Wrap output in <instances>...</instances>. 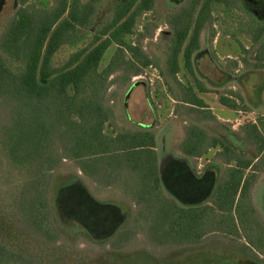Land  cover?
Here are the masks:
<instances>
[{
  "label": "rangeland",
  "instance_id": "rangeland-1",
  "mask_svg": "<svg viewBox=\"0 0 264 264\" xmlns=\"http://www.w3.org/2000/svg\"><path fill=\"white\" fill-rule=\"evenodd\" d=\"M19 1L0 0V38L15 16ZM36 1L44 7L56 3V0ZM187 2L188 0H160L154 10L142 12L138 16L133 33L127 36V40L140 42L143 51L152 60L160 62L162 69L157 68L156 64L141 67V71L135 75L136 67L130 63L121 62L122 67H114L117 70L109 77L104 97L105 106L111 112L104 132L112 135L119 131L144 129L156 134L159 128L166 127L162 133L158 132L157 140V152L166 163L171 158L168 155L181 152L179 147L181 148L183 140L182 127L186 134L188 126L196 121L210 136L229 137L237 146L238 152L253 161V167L244 169L246 192H239L232 211L205 209L206 205H213L214 189L226 180L229 169L235 166L226 164L218 156V147L210 148L200 159H193V163L197 162L201 166L197 169L200 172L192 167L197 176L201 177L208 172V176L213 178V183L208 179L209 187L202 194H191L187 184L191 187L192 179L186 170L176 169V175L173 174V168L176 167L171 163L165 166L166 181L162 179L159 189L147 191V181L152 184L151 180L132 171L123 161L118 168H107L100 172L94 170L92 174H88L80 168V162L73 158L63 159L55 170L29 189L28 171L31 174L34 172L39 166L40 154L44 153V144L40 146L41 143L38 142L39 137L41 142L44 139L40 119L45 113L40 116L29 113L18 115L13 99L0 96V206L10 210L11 214L14 213L29 240L37 237V240L28 241L31 245L28 258H41L42 251L64 243L65 230L58 220L59 215L56 216L54 193L59 178L76 176L86 184L97 201L119 203L127 212L124 224L123 215L113 212L112 208H96L104 211L105 218L94 211L89 216L86 213L91 209V205H88L90 201L82 193L84 191L76 187L66 189L64 201H58V212L62 216L84 219L91 223L94 234L104 240L93 241L77 229L75 247L98 258L101 256L105 261L102 260V264L115 261L116 264H172L174 259L175 262L182 263L185 260L182 255L186 250L185 246L191 249L198 245L202 246V250L195 260L201 264H205L206 259L223 264L231 259L230 250L238 253V257L230 261L232 264H249L252 262L250 259L264 264V152L259 153L256 144L245 140L243 133L252 122L259 124L264 132V36L256 42L262 25H253L252 30L249 24L251 6L262 10L257 16L258 20L264 21V2L230 0L228 5L214 6L213 23L207 24L202 31L201 48L195 54L196 61L203 68L200 76L206 83L219 82L221 78L224 80L220 89L212 82V87L208 88L211 91L206 96L218 99L224 95L235 100L238 105L237 108L227 109L228 112L222 114L221 119L215 120L205 117L203 113L211 110L190 111L187 109L189 107L181 103L178 80L186 84L192 78L184 69L182 58L181 71L176 79L171 76L166 62V44L172 36L166 16L178 11ZM141 34H144L143 38ZM75 49L76 47L71 46L63 47L55 56V65H61ZM117 51L116 44L107 49L101 69L108 67ZM125 59H130L128 52L125 53ZM212 61L217 64L215 70L208 69L207 64ZM177 111L181 115L175 118ZM42 122L45 123V120ZM204 123L210 127L209 130ZM13 137L19 139L22 145H17L11 151ZM53 145L60 150L57 142H53ZM15 152L19 158L14 155ZM23 155L25 159L22 158ZM103 158L98 157V163L94 164L102 167L107 162ZM178 175L180 177L176 182L175 177ZM48 178L51 179L49 188L46 186ZM25 190H31L33 208L27 206L24 200ZM179 210H196L194 213L198 217L194 223L189 222V213ZM97 217L99 220L95 221L94 218ZM217 250L223 253L227 251L230 257L225 259ZM170 251L175 255L169 261L167 252ZM247 258L249 263L245 261ZM191 259L193 258L190 257Z\"/></svg>",
  "mask_w": 264,
  "mask_h": 264
},
{
  "label": "trees",
  "instance_id": "trees-1",
  "mask_svg": "<svg viewBox=\"0 0 264 264\" xmlns=\"http://www.w3.org/2000/svg\"><path fill=\"white\" fill-rule=\"evenodd\" d=\"M19 3L15 16L0 38V96L13 99L18 115L29 113L40 116L41 113H45L40 119L44 139L41 142L39 137L40 142H38L41 143L40 146L44 144V153L40 154L39 166L34 172L31 174V171H28L29 189L34 188L38 180H42L44 176L55 170L63 159L73 158L80 162V168L88 174H92L94 170L100 172L107 168H118L123 161L132 171L139 173L144 179L151 180L152 184L147 181L149 186L145 185L147 191L160 188L162 179L166 181L165 166L171 163L176 167L173 168V174L176 169L186 170L189 178L192 179L191 187L187 184L191 194L196 192L202 194L203 190L206 191L209 187L208 179L213 183V178L208 176V172L199 177L185 161L176 159H169L160 169L154 131L144 129L119 131L112 135L104 132V126L111 116L110 110L105 106L104 97L109 86V77L117 70L114 67H122L121 62L130 63L136 67L134 73L137 75L141 67L153 64V60L143 51L141 43L130 42L127 36L133 33L138 16L151 9L155 0H56L55 5L50 7L41 6L36 0H20ZM182 16L181 14L176 16L175 37L173 45L169 47V72L175 79L180 71L179 56L192 23L190 14L184 16L187 18ZM202 25L203 22L199 17L194 35L183 55L185 68L192 76L194 69L191 57L192 52L199 46L198 34ZM143 36L144 34H141L142 38ZM112 44L118 46V51L108 67L101 69L104 54ZM65 46L76 49L61 65H55V56ZM126 52L130 54L128 60L125 59ZM162 75H165L164 71ZM178 83L181 102L189 107L187 109L190 111L198 109L195 110L198 112L208 109V105L198 95V91L207 92L211 91L210 89L199 80L195 86L190 83L182 84L179 80ZM220 101L227 106L238 107L237 102L227 96L222 95ZM203 113L205 117L215 119L210 111ZM42 120H45V123ZM245 130L244 138L255 143L259 153H263L264 132L260 125L252 122ZM53 142L60 145V150L54 147ZM17 145L22 143L13 137L11 151H14ZM213 147L220 149L218 156L225 163L235 166L229 169L226 180L214 189L213 205H206L205 209L229 212L235 207L239 192L241 191V194L246 192L244 187L247 180L244 169L253 167V161L240 154L224 139L208 135L196 121L188 126L186 137L181 144L183 153L201 157ZM14 155L17 156L16 152ZM102 156L107 161L104 164L108 167L103 163L102 167L94 164V162L98 163V157ZM22 158L25 159V156ZM179 177L180 175L175 177L176 182ZM50 180L48 178L46 182L48 188ZM74 187L82 189L84 191L82 193L86 194L90 201L88 205H91V209L86 213L87 215L90 216L94 211L105 218L104 211L101 209L98 211L99 209L96 208H112L113 212L123 215L122 224L126 222L127 212L121 204L97 201L86 184L76 176L59 178L54 200L56 216L59 215L58 220L65 230L64 243L42 251L41 258L36 260H33L32 256L28 258L31 246L28 241L37 240V237L34 236L29 240L14 213L11 214L10 210L0 206V264H102L101 256L98 258L90 252L75 247L77 229L83 231L93 241H104L94 234L91 223L84 219H68L58 212L64 191ZM30 194L31 190H25L24 200L27 206L33 208ZM179 211L188 212V221L192 223L198 217L197 213H194L196 210ZM166 214L168 216V213ZM94 220L98 221L99 218ZM42 242L45 244L44 241ZM217 252L223 254L225 259L230 257L227 251L223 253L217 250ZM229 252L231 259L223 264H232L230 261L238 257L235 251ZM192 258L182 263H177L174 259L172 264H201L195 260L196 257ZM204 261H207L205 264H218L208 259ZM254 263L263 264L258 260H254ZM107 264H116V261Z\"/></svg>",
  "mask_w": 264,
  "mask_h": 264
},
{
  "label": "flooded vegetation",
  "instance_id": "flooded-vegetation-1",
  "mask_svg": "<svg viewBox=\"0 0 264 264\" xmlns=\"http://www.w3.org/2000/svg\"><path fill=\"white\" fill-rule=\"evenodd\" d=\"M229 1L230 0H188L187 4L182 6L178 11H175V12H171L170 14H168L166 16V22L167 24L169 25L170 29H171V39L170 41L166 44V56H167V66H168V69L170 70V65L168 64V59H169V55H170V49L169 47L173 45V41H174V23L176 22V16L177 15H183L182 17L183 18H187V17H184V16H188L189 14L191 15V28L189 30V34L184 42V45L182 47V50H181V53H180V56H179V67H180V71H181V66H180V59L182 58L183 59V55H184V51L188 45V43H190L193 35H194V31L196 30V27H197V21L199 20V17L201 18V21L203 22V25L202 27L199 29V34H198V42H199V46L198 48H196L193 52H192V57H191V62H192V65H193V69H194V75H190L188 72V75L192 78L191 81L187 82L186 84L190 83L192 85H196L197 83V80H199L204 86L206 85V81L205 79H202V77L200 76V73H202V70L203 68L200 67V64L198 61H196V58H195V54L197 53V51L200 50L201 48V34H202V31L203 29L206 27L207 24H211L213 23V7L214 6H217L219 4H224V5H228L229 4ZM160 0H155V3L154 5L152 6L151 9L147 10V11H152L154 10L157 5L159 4ZM260 2V0H255V3H258ZM261 2L263 3L264 0H261ZM251 6V4L249 5ZM239 8H242V6H239ZM249 24L251 25V29L253 30V25L255 27H261L260 29V32H259V37L257 38L256 42L259 41L260 38H262L264 36V21L263 20H258V16L260 14V12H262L261 9H255L253 8V6L249 7ZM145 12V11H144ZM206 17V18H205ZM209 55V54H208ZM212 60V58H211ZM184 62V60H183ZM156 64V67L159 68V69H162L161 68V65H160V62H156L155 60H153V64L150 65V66H153ZM208 69H216L217 67V64H215L214 61H212V63H208ZM184 69L187 71V69L185 68V65H184ZM179 71V72H180ZM179 72L177 73V75L179 74ZM223 75V74H222ZM172 76V75H171ZM165 78V76H163ZM173 77V76H172ZM174 78V77H173ZM166 79V78H165ZM222 80V78H221ZM220 80V81H221ZM180 82H182L180 79H179ZM182 84H184L182 82ZM206 87V86H205ZM200 91H198L199 93ZM209 92V91H207ZM202 93V92H200ZM222 96V95H221ZM220 96V97H221ZM203 99V98H202ZM204 100V99H203ZM220 100V98H219ZM221 102V101H220ZM182 103V102H181ZM222 103V102H221ZM223 104V103H222ZM225 105V104H223ZM227 106V105H225ZM229 108H233V107H230V106H227ZM208 109H209V106H208ZM210 110V109H209ZM212 113V112H211ZM176 115H174L175 118H178V116L180 115L178 113V111L175 113ZM214 116V115H213ZM215 117V116H214ZM215 119H217L215 117ZM215 119H211V120H215ZM222 139H224L226 142H228L233 148H235L237 151H239L237 149V146L233 143V141H231L230 138L228 137H224V136H218ZM245 139V138H244ZM247 140V139H245ZM220 150V149H219ZM218 150V151H219ZM197 158V157H196ZM227 164V163H226ZM245 261H247V263H249V259L247 258ZM252 264L254 263V261L252 260L251 262ZM249 263V264H251ZM255 264V263H254Z\"/></svg>",
  "mask_w": 264,
  "mask_h": 264
},
{
  "label": "crops",
  "instance_id": "crops-1",
  "mask_svg": "<svg viewBox=\"0 0 264 264\" xmlns=\"http://www.w3.org/2000/svg\"><path fill=\"white\" fill-rule=\"evenodd\" d=\"M212 82H214V81H212ZM211 82V83H212ZM211 83H206V87L207 88H211L212 86H211ZM214 84L215 85H217V88L218 89H220L221 88V85H223L224 84V80H221V81H219V82H214ZM209 94V92H202V93H198V95L201 97V98H203L204 99V101H205V103L207 104V105H209V109L211 110V112H212V114L215 116V117H217V119H221L222 118V114H226L228 111H227V109H229L230 110V108L229 107H227V106H225V105H223L221 102H220V100H219V98L218 99H214V98H211L210 96H206V95H208ZM238 112H241V111H238ZM178 113L181 115V113H180V111H178ZM185 122V121H184ZM203 125H205V127L209 130L210 129V127L207 125V124H203ZM163 127V126H162ZM159 128V131H161V133L165 130V128L166 127H164V128ZM159 131H157V140H158V132ZM186 134H185V128H183L182 127V137H183V140L181 141V143H180V145L182 144V142L184 141V139H185V136ZM229 138V137H228ZM156 150L158 151V148L156 147ZM179 150L181 151V152H179L178 154H175V155H168V158L169 157H171L170 159H176V160H182V161H185L188 165H189V167L191 168V169H193L192 167H195V170H197L198 168H200L201 166H200V164L199 163H197V162H194L193 163V159L195 158V159H197L196 157H193V156H189V155H186L185 153H183V151L181 150V148L179 147ZM157 153H159V152H157ZM167 158V159H168ZM199 158V157H198ZM200 159V158H199ZM159 164H160V169H162L163 168V166H164V161H162V157L160 156V153H159ZM193 164V165H192ZM196 166H197V168H196ZM194 170V171H195ZM202 170V169H201ZM198 172H200V170H197ZM186 248H184V249H186L185 250V252H183L182 253V255H183V257H185V260L187 259H189L190 258V256H192V257H197V255L201 252V250H202V246H200V245H198L196 248H191V249H193V250H190V247H188V246H185ZM197 250H198V252H197ZM182 251H184V250H182ZM237 253V252H236ZM166 254V253H165ZM175 254L173 253V251H170L169 253L167 252V257H169V258H173V256H174ZM184 260V261H185ZM253 259H250V261H252ZM183 261V262H184ZM254 261V260H253Z\"/></svg>",
  "mask_w": 264,
  "mask_h": 264
}]
</instances>
